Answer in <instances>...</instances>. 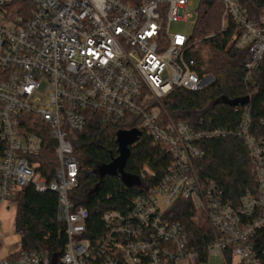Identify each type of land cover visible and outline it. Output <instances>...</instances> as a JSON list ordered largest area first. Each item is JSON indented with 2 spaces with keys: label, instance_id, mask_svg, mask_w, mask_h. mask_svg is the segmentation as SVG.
Returning <instances> with one entry per match:
<instances>
[{
  "label": "built area",
  "instance_id": "built-area-1",
  "mask_svg": "<svg viewBox=\"0 0 264 264\" xmlns=\"http://www.w3.org/2000/svg\"><path fill=\"white\" fill-rule=\"evenodd\" d=\"M221 31L239 26L236 47L246 50L245 84L264 58V9L251 15L243 0H221ZM194 0H0V264H177L199 253L190 249L185 225L170 214L180 201L192 219L210 224L208 254L224 264H264V137L250 133V111L235 128L195 130L166 116L164 98L176 88L198 91L214 81L200 75L189 54L191 35L172 32L173 22L196 18ZM212 76V78L210 77ZM115 123L129 114L174 161L159 185L135 197L125 213L107 211V231L88 235L90 211L76 207L80 163L71 135L85 130L89 113ZM50 134L58 165L48 179L39 156ZM235 134L255 163L257 192L228 198L214 181L202 182L195 161L205 140ZM50 173V171H48ZM58 195V220L66 237L63 254L44 249H5L2 210L25 186ZM61 235V232L59 233Z\"/></svg>",
  "mask_w": 264,
  "mask_h": 264
},
{
  "label": "trees",
  "instance_id": "trees-1",
  "mask_svg": "<svg viewBox=\"0 0 264 264\" xmlns=\"http://www.w3.org/2000/svg\"><path fill=\"white\" fill-rule=\"evenodd\" d=\"M134 4L139 0H122ZM251 15L259 16L264 0H243ZM224 6L221 0H200L191 35L190 56L195 59L197 72L211 74L213 83L198 91L176 88L164 98L166 116L187 123L195 130L212 127L235 128L243 119L238 107L247 105L250 111V133L264 137V58L254 71L253 83L245 84L243 59L246 50L236 47L239 26L231 18L221 31ZM249 99L248 103L235 102ZM84 131L71 135L74 155L80 163L78 186L71 198L76 207L89 209L88 235L96 239L107 231L103 216L107 211L125 213L135 197L160 184L174 161L168 148L156 143L153 136L141 125V117L129 114L124 122L106 120L102 114L89 113ZM136 129L134 143L124 174L136 183L128 184L117 171L107 172L120 155V134ZM45 144L39 160L48 179L58 165L57 142L50 134H43ZM205 154L195 161V169L202 182L217 183L228 198L237 201L248 191L257 192L255 163L245 141L235 134L205 140ZM4 144L0 140V157ZM50 171V173H48ZM17 211L14 224L21 235L23 249H44L63 254L66 237L64 225L58 220V195L54 191L39 192L33 186L23 187L15 196ZM170 214L185 225L190 249L199 253L194 264L207 261V244L216 237L208 223L192 219L195 210L187 201H180ZM61 232V235L59 234ZM231 264V257L229 256ZM119 264H125L122 260Z\"/></svg>",
  "mask_w": 264,
  "mask_h": 264
},
{
  "label": "rangeland",
  "instance_id": "rangeland-1",
  "mask_svg": "<svg viewBox=\"0 0 264 264\" xmlns=\"http://www.w3.org/2000/svg\"><path fill=\"white\" fill-rule=\"evenodd\" d=\"M200 0H194L193 9H198ZM196 19V18H195ZM195 19L188 22H173L170 24L172 32H182L187 35H193L195 29ZM17 211L15 203H11L9 210H2L1 217L3 221V233L5 249L3 254L14 252L18 249H22L21 235L17 232L14 224V218ZM177 264H192L190 259H184L179 261ZM201 264H224V257L221 254H210L207 261Z\"/></svg>",
  "mask_w": 264,
  "mask_h": 264
},
{
  "label": "water",
  "instance_id": "water-1",
  "mask_svg": "<svg viewBox=\"0 0 264 264\" xmlns=\"http://www.w3.org/2000/svg\"><path fill=\"white\" fill-rule=\"evenodd\" d=\"M212 78V76H210ZM249 99H244L241 101H237L234 103V105H237L239 103L245 104L248 103ZM137 130L133 129L130 131H126L120 134V155L116 159V161L106 168L107 172H119L122 175V178L127 182L128 184H134L136 183V180L134 178H130L124 174V166L126 164L128 155H129V146L132 145L136 139Z\"/></svg>",
  "mask_w": 264,
  "mask_h": 264
}]
</instances>
